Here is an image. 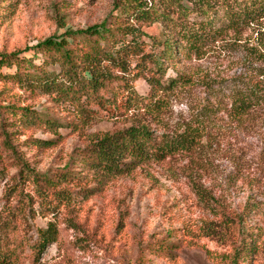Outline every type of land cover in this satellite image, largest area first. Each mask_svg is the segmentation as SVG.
Here are the masks:
<instances>
[{"label":"rangeland","instance_id":"374dc122","mask_svg":"<svg viewBox=\"0 0 264 264\" xmlns=\"http://www.w3.org/2000/svg\"><path fill=\"white\" fill-rule=\"evenodd\" d=\"M116 3L0 0V53L99 24L120 14ZM144 31L158 35L162 25ZM34 62L42 64L41 56ZM60 69L56 63L28 71ZM259 72L264 21L230 34L201 59L170 67L165 80L182 75L190 83L159 118L133 111L112 117L93 103L85 112L28 81L1 79L0 258L10 256L16 264H234L243 237L251 234L256 253L238 264H264V105L242 122L230 114L234 88ZM134 86L140 95L148 93L143 80ZM209 107L215 114L190 154L102 182L89 174L75 185L40 188L32 177L57 182L64 172L83 169L81 154L97 137L131 123L180 133ZM59 190L67 193L58 196ZM50 222L59 230L58 242L39 253L37 230ZM161 243L165 251L157 252Z\"/></svg>","mask_w":264,"mask_h":264},{"label":"trees","instance_id":"16d2710c","mask_svg":"<svg viewBox=\"0 0 264 264\" xmlns=\"http://www.w3.org/2000/svg\"><path fill=\"white\" fill-rule=\"evenodd\" d=\"M115 9L120 14L99 24L66 30L24 51L0 53V80L28 81L85 112L93 103L112 117L133 111L159 118L169 109L176 91L190 83L182 75L165 80L170 67L181 60L201 59L230 34H240L264 21V0H117ZM154 24L162 25L160 34L144 31ZM40 56L42 64H36L34 60ZM56 63L61 68L58 72L28 71ZM140 79L148 85L146 95H140L134 86ZM263 105L264 72H259L234 88L230 114L242 122ZM214 114V107L203 109L180 133L160 134L146 124L131 123L97 137L81 154V171L68 170L57 182L39 179L34 172L32 177L40 188H56L62 183L75 185L89 174L99 182L131 175L143 166L196 151ZM37 192L43 193L39 188ZM66 193L55 192L58 196ZM37 236L34 249L41 253L58 242L59 230L50 222L46 229L37 230ZM256 248L253 236H244L232 262L253 259ZM155 249L164 252V244ZM0 264H16V259L4 256Z\"/></svg>","mask_w":264,"mask_h":264}]
</instances>
